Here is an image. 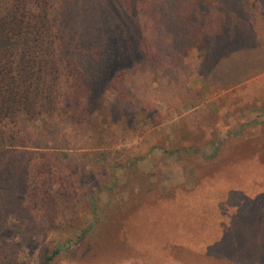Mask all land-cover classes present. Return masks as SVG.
I'll return each mask as SVG.
<instances>
[{"label": "rangeland", "instance_id": "obj_1", "mask_svg": "<svg viewBox=\"0 0 264 264\" xmlns=\"http://www.w3.org/2000/svg\"><path fill=\"white\" fill-rule=\"evenodd\" d=\"M104 2L112 44L93 63L126 57L185 87L172 107L91 96L100 221L57 264H264V0ZM68 236L25 243V264Z\"/></svg>", "mask_w": 264, "mask_h": 264}, {"label": "trees", "instance_id": "obj_2", "mask_svg": "<svg viewBox=\"0 0 264 264\" xmlns=\"http://www.w3.org/2000/svg\"><path fill=\"white\" fill-rule=\"evenodd\" d=\"M104 5L0 0V264H25V243L34 249L37 237L67 232L38 253L37 264H57L98 225L97 190L87 166L104 163L107 153L94 149L85 130L92 95L107 88L137 101L180 102L185 81H166V69L126 67V57L93 63L102 46L112 44L101 33L110 25ZM116 65L123 66L113 75Z\"/></svg>", "mask_w": 264, "mask_h": 264}]
</instances>
